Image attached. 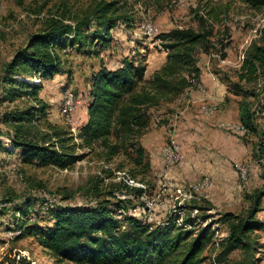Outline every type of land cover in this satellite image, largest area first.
<instances>
[{
    "label": "rangeland",
    "instance_id": "obj_1",
    "mask_svg": "<svg viewBox=\"0 0 264 264\" xmlns=\"http://www.w3.org/2000/svg\"><path fill=\"white\" fill-rule=\"evenodd\" d=\"M95 1L97 0H0V73L13 52L22 47L28 35L39 28L46 8L64 2L72 11H81ZM42 2L46 4L44 9L38 15L33 14L32 9ZM121 2V12L128 14L131 19L128 22L118 21L110 30L109 45L98 51V55L86 53L83 49L76 50L75 47L59 51L62 70L66 73L40 79L42 88L38 95L47 105L49 122L75 135L77 126L86 115L84 109L88 99L89 75L100 63L108 69L116 68L123 56L141 52L145 55L148 71L160 66L166 50L156 39V34L174 27L198 30L196 15L203 12L202 7L213 8L219 14L217 21L210 23L213 28L209 39L212 47L208 51L196 47L194 52L199 72L208 79L205 84L198 77L197 84L193 86L194 126L182 127L181 132L177 129L172 131L169 118H173L176 107H180L178 102H172L175 98L149 111L150 115L160 116L159 119L153 118L151 126L154 123L156 127H162L151 140L157 142L161 136L162 143L158 146L161 148L163 145L161 150L167 145L177 146L178 158L168 167L178 164L184 175L181 180H171L164 177L159 168L152 170L149 166L145 173H138L130 179L126 169L132 164L127 157L118 153L109 162H105L98 155L97 143L91 150L75 148V154L83 153V156L70 168L23 163L19 149L9 148L6 128L0 125L4 132L0 136V257L19 254L29 264H69L55 263L31 237H18L20 228L17 226L20 220L36 223L38 226L50 225L49 210L58 206L93 207L98 200L104 198L103 194L96 196L89 189L96 178L100 179V187L111 184L114 197L128 200L126 214L153 224L176 215L175 223L184 228H190L184 222L188 217L196 218V227L213 222L217 214L223 212L243 216L252 202L254 191L264 187V155L257 157L255 154L259 136L245 133L246 130L238 120V102L244 97L230 90L231 83L236 81V70L248 45L264 41V6L254 9L240 0ZM148 27L154 35H148ZM223 44L226 45L221 49ZM210 82L220 83L221 87L213 99L207 96ZM242 86L252 91V84ZM68 90L74 96L73 124L65 110V94ZM245 100L252 110L256 107L257 110H263L260 98L258 101L253 97ZM15 102L20 103L19 100ZM4 104L0 105V110ZM201 109L208 116L203 115ZM215 115L222 116L223 119L212 121ZM263 116L264 113L254 119V124L259 129L264 128ZM174 120L178 123L182 116L178 114ZM142 135L143 133L137 139L140 146ZM170 135H173L177 144L169 138ZM118 164H122V167H117ZM161 167L163 170L166 168L163 164ZM140 178L145 181L144 185ZM199 179L203 182V188L196 191V195H187L191 184ZM122 183L129 187H141L144 193L135 196L132 190H125ZM184 197L185 201H182ZM171 205H174L175 212L171 211ZM259 207L261 210L255 216L264 222V197L260 200ZM16 208H21L22 211H16ZM201 216L206 217L204 222H201ZM212 226L218 229L216 238L225 235L224 226L218 223H212ZM250 238L256 241V249L251 254L234 249L228 255L230 261L264 264V230L251 232ZM204 255H212V252L208 250Z\"/></svg>",
    "mask_w": 264,
    "mask_h": 264
},
{
    "label": "trees",
    "instance_id": "obj_2",
    "mask_svg": "<svg viewBox=\"0 0 264 264\" xmlns=\"http://www.w3.org/2000/svg\"><path fill=\"white\" fill-rule=\"evenodd\" d=\"M240 2L254 9L264 6V0ZM122 4L121 0H97L81 11H72L64 2L46 8L39 28L5 62L0 73V105L5 103L0 110V125L6 128L9 148L19 149L23 163L70 168L83 156V153L75 154V148L91 150L97 143L98 155L105 162L118 153L127 157L132 164L126 169L130 179L148 170L147 153L137 139L148 126L149 111L197 84L199 69L194 52L196 47L202 51L212 47L210 23L217 21L219 12L202 7L203 12L196 15L198 30L174 27L157 33L155 37L166 52L162 64L148 78L143 77L146 62L141 52L123 56L113 69L100 63L89 75L86 120L77 126L75 135L49 122L47 105L38 95L42 88L40 79L66 73L62 70L59 51L75 47L98 55V51L109 45L110 30L118 21L131 19L121 12ZM45 5L42 2L32 13L40 14ZM235 75L236 81L231 83L230 90L244 97L238 102V120L245 133L259 136L255 154L261 157L264 128H257L254 119L264 113V41L248 45ZM242 84H252V91L244 89ZM247 97L257 101L260 98L262 112L256 106L252 110L245 100ZM3 133L0 128V136ZM99 181L93 180L89 189L96 196L103 194L104 198L93 207H54L49 210L50 225L38 226L20 220L17 236L31 237L55 263L244 264L230 261L228 255L234 249L251 254L256 249V241L250 238V233L264 230V222L255 216L261 210L264 187L254 191L243 216L223 212L213 222L196 227V218L188 217L184 222L190 228H184L175 223L176 215L153 224L126 214L128 200L114 197L111 184L100 187ZM140 182L145 184L143 178ZM121 186L132 190L135 196L144 193L141 187L123 183ZM16 211L22 210L16 208ZM204 219L205 216L200 217L201 222ZM212 223L224 226L225 235L216 238L218 229ZM208 250L212 255L205 256ZM0 264H29V261L19 254H5L0 257Z\"/></svg>",
    "mask_w": 264,
    "mask_h": 264
},
{
    "label": "crops",
    "instance_id": "obj_3",
    "mask_svg": "<svg viewBox=\"0 0 264 264\" xmlns=\"http://www.w3.org/2000/svg\"><path fill=\"white\" fill-rule=\"evenodd\" d=\"M163 57H165V53H163ZM161 63H162V61H161ZM117 66H115V67H117ZM157 67H153L151 70L148 71V65H146L143 77L144 78H148L149 75L151 74V72ZM198 77H199L201 82H203L205 84H206V82H208V79L206 78V76H204L203 73L199 72V76ZM208 88H209V91L207 93V96H208V98H211V99L215 98L216 95H217V92L219 93L220 89H221L220 83L219 84H215V83H211V82L209 83V87ZM172 102L173 103L178 102L179 105H180V107H176V112L174 113L173 118H169V122L171 123L170 125L172 127V131L175 132L176 129H177V130H179V132H181L182 127L194 126L193 125V123H194V120H193L194 119V115L192 114V111L194 112V87L193 88L192 87L186 88ZM84 112L86 114V104H85ZM203 112H204V110H203ZM203 112H202V109H201V113L203 115H205V116H208V115L204 114ZM205 112H207V111H205ZM178 114H179V116H182V120H179V122L177 121L178 123H176V120H174V119H175V117ZM159 117L160 116H157L156 114H152L150 116V120H149L148 126L146 128V132H144L142 137L140 138V144L142 145V147L145 149V152L147 153L149 166H150V168L152 170L154 168H157V169L159 168L160 172L162 170L161 173H162V175L164 177H166L168 179H171V180H175V181L176 180H181L184 174L181 171L182 169H181L180 166H178V164L175 165L174 167H166L164 170L161 167L162 166V162H161V159H160V150H161L163 145L161 146V148L158 147L162 143L161 139H160L161 136L158 137L159 139L156 140L157 142L151 140V138L153 136H155V134L162 128L161 126L156 127L155 126L156 124H154V123L151 126V122H152L153 118L159 119ZM221 119H223L222 116L219 117L218 115H215L213 117L212 121H218V120H221ZM85 120H86V115H85L84 119H82V121L80 122V124L78 126L83 124L85 122ZM152 127H156V129H153ZM239 127L242 128L241 125H239ZM169 138H172L173 141L176 143L173 135H170ZM180 156H181V154H180ZM176 166H178V168Z\"/></svg>",
    "mask_w": 264,
    "mask_h": 264
},
{
    "label": "built area",
    "instance_id": "obj_4",
    "mask_svg": "<svg viewBox=\"0 0 264 264\" xmlns=\"http://www.w3.org/2000/svg\"><path fill=\"white\" fill-rule=\"evenodd\" d=\"M148 35H154V33H151L148 29ZM75 107V103H74V96L73 93L71 91L68 90V92H66L65 94V110L67 111V113L70 116V121L73 124L74 123V119L72 117V111L74 110ZM227 127V126H226ZM160 159L161 162L164 165H170V163H172L173 161H175V154H171L170 150H160ZM241 170V168H240ZM201 189V181L200 179L191 184V188L189 190V193L187 195H196V191H199ZM196 198V196H195ZM182 201H185V197L183 198ZM171 211L175 212L176 210H173V205H171Z\"/></svg>",
    "mask_w": 264,
    "mask_h": 264
},
{
    "label": "bare ground",
    "instance_id": "obj_5",
    "mask_svg": "<svg viewBox=\"0 0 264 264\" xmlns=\"http://www.w3.org/2000/svg\"><path fill=\"white\" fill-rule=\"evenodd\" d=\"M148 30H149V27L147 28ZM150 31V30H149ZM213 110V109H212ZM164 150H170V153L171 154H175V161L177 160V146H175V145H173V144H171V145H167V146H165L164 148H163ZM175 161H173L172 163H170V165H164V166H166V167H168V166H171ZM241 171H242V169H241ZM131 181V180H130ZM201 181V189L203 188V182H202V180H200ZM135 185V184H134ZM179 193H180V191H178ZM173 209H174V205H173Z\"/></svg>",
    "mask_w": 264,
    "mask_h": 264
}]
</instances>
